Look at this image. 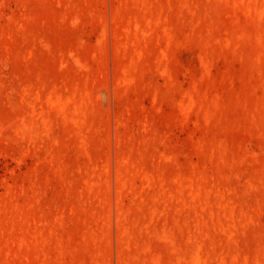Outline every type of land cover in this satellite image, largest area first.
Returning a JSON list of instances; mask_svg holds the SVG:
<instances>
[{
	"label": "rangeland",
	"instance_id": "374dc122",
	"mask_svg": "<svg viewBox=\"0 0 264 264\" xmlns=\"http://www.w3.org/2000/svg\"><path fill=\"white\" fill-rule=\"evenodd\" d=\"M0 264H264V0H0Z\"/></svg>",
	"mask_w": 264,
	"mask_h": 264
}]
</instances>
